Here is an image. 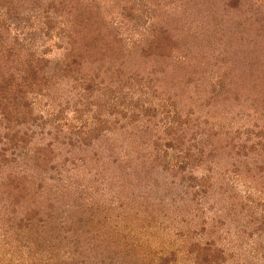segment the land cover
<instances>
[{
    "label": "rangeland",
    "instance_id": "obj_1",
    "mask_svg": "<svg viewBox=\"0 0 264 264\" xmlns=\"http://www.w3.org/2000/svg\"><path fill=\"white\" fill-rule=\"evenodd\" d=\"M94 1L122 56L110 69L84 64L78 77L54 69L74 12L52 7L46 17L15 0L18 17L0 24L58 79L21 97L18 119H0V264H264V58L247 70L246 46L234 56L188 26L181 73L178 47L162 44L163 61L141 51L153 29L179 27L169 16L180 4ZM209 3L210 23L250 10Z\"/></svg>",
    "mask_w": 264,
    "mask_h": 264
},
{
    "label": "trees",
    "instance_id": "obj_2",
    "mask_svg": "<svg viewBox=\"0 0 264 264\" xmlns=\"http://www.w3.org/2000/svg\"><path fill=\"white\" fill-rule=\"evenodd\" d=\"M17 1H20V5L24 8L28 7L29 9H36L44 12L46 17H50V9L52 7L56 10L58 9V12L62 10L74 12V19H71L69 22H66V24L61 26L59 43L55 44L56 47L64 50V53L67 56L61 61V63L55 65L54 69H57L60 74L58 79L67 76L72 68L76 70V73H73V75L78 77L81 66L84 64L101 63L103 60L110 61L108 65V68L110 69L111 64H114V62L122 56V50H120L122 46L120 45L121 39L118 38L119 35H113L111 31L108 33L107 29L102 27L103 24H101V22L98 24L97 22L99 21L98 11L100 5H96V1ZM167 1L168 4L175 3L181 5L180 8L182 10L173 16L170 15L169 18L172 17L173 22L179 21L178 19L180 18L182 22L179 24V27H176V30L173 33H168L170 31L162 26L153 29L151 33L146 36L142 45L143 47L141 51L144 55L154 50L156 51V57L158 56L157 58L163 61L168 55L162 51V44L166 45L168 50H171L172 48L176 49L178 47V49H181L182 54L179 55L177 61L173 62V64L178 63L174 66V69L180 70L181 73H187V68L181 67L186 63H190L189 48L191 46H189V44H183V40L181 41V33L184 31V28L189 26L190 31L193 30V32H195L192 36L200 35L199 38H201V36L213 37L210 40L211 45L216 44V46L220 47V43L223 45L222 42H224L227 46L226 48L230 47V50L231 48H236V52L233 50L234 56L240 54L238 47L243 48V46H246V56L253 60L252 62L249 61L248 66H246L247 70H251L255 66L259 57L264 58V41L260 40L261 38H264V0H225L226 4L224 9H222V12H225V14H228L230 10L238 13L239 10H236L238 7L244 12H246L247 8L250 9L247 14L245 13V18L242 16V18L233 23H226L225 25L222 21L218 20L222 18L220 17V14L218 16L216 15L217 17L210 23L209 16L212 19L213 14H216L217 11L212 5H210V0ZM15 5V0H0L1 25H10L13 23L12 17H18V13L13 11ZM72 22L75 23L72 25ZM40 26L42 32H44L42 24H40ZM47 26L51 27V22L49 20L47 21ZM210 26L212 27L211 30ZM101 28L103 29L102 31H100ZM215 29H220L219 32L223 30V33L218 39L211 33V31L216 32L217 30ZM174 35L178 36L175 38L173 45L172 42L171 44L168 42L171 41L170 36ZM188 35L191 36V34ZM199 38H197V40H199ZM194 39H196V36ZM17 40L18 38L14 40L9 39L7 33L2 32V35L0 34V119L3 118V120L5 119L4 116L8 113H12L11 115L13 116V113L16 114L19 112V104L17 103L21 97L23 98V96H27L28 94L34 95L45 93L50 87H53L58 80L56 79V82H54V76L52 77L49 76V74H46L45 70L50 63L48 60L44 58H35L31 48L24 44L23 46L18 45ZM21 49L22 51H20ZM157 63L158 61L156 64ZM115 72H121L120 64ZM79 79L80 77L75 79V81ZM116 82L119 81L117 80ZM82 85H85V88H87L86 82H82ZM112 85L110 86V89H115L116 85L120 86L119 84H114L115 86L112 87ZM17 115L18 114L15 116V120L18 119ZM21 147L22 149L25 148L26 144H23ZM1 156H4V154L1 153Z\"/></svg>",
    "mask_w": 264,
    "mask_h": 264
}]
</instances>
